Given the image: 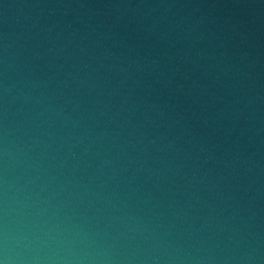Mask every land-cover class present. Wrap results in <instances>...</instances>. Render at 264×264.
Listing matches in <instances>:
<instances>
[{
    "label": "water",
    "instance_id": "1",
    "mask_svg": "<svg viewBox=\"0 0 264 264\" xmlns=\"http://www.w3.org/2000/svg\"><path fill=\"white\" fill-rule=\"evenodd\" d=\"M4 80L15 187L67 160L70 214L127 192L141 258L264 264V0H0Z\"/></svg>",
    "mask_w": 264,
    "mask_h": 264
},
{
    "label": "clouds",
    "instance_id": "2",
    "mask_svg": "<svg viewBox=\"0 0 264 264\" xmlns=\"http://www.w3.org/2000/svg\"><path fill=\"white\" fill-rule=\"evenodd\" d=\"M10 87L7 80L0 81L5 105ZM4 113L3 119L7 121L6 106ZM8 134V124L0 123V264H171L175 259L138 255L155 249L141 250L139 243L133 244L141 237L149 238L144 236L148 228L144 217L128 203L131 197L127 192L119 205L113 203L115 197L109 194L99 197L102 206L92 215L70 214L73 213L72 199H66L64 194L68 197H78V194L68 190L71 181H62L53 174L64 169L67 160L51 165L50 172H38L34 178L17 177L24 183L15 187L8 176L11 154ZM41 135L51 137L53 133L41 132ZM84 139H88L87 134ZM73 147L68 148L70 158L79 160L80 154ZM108 164H120L119 156L111 155V149L95 167L100 170ZM84 188L91 195H98L88 185ZM54 198L59 199L54 201Z\"/></svg>",
    "mask_w": 264,
    "mask_h": 264
}]
</instances>
